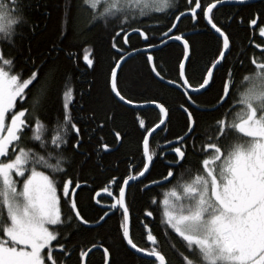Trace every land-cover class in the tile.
Instances as JSON below:
<instances>
[{
  "label": "snow or ice",
  "instance_id": "obj_1",
  "mask_svg": "<svg viewBox=\"0 0 264 264\" xmlns=\"http://www.w3.org/2000/svg\"><path fill=\"white\" fill-rule=\"evenodd\" d=\"M222 2L213 0L204 4L202 0H187L190 18L196 21L202 16L219 41L217 54L196 86L190 84L186 75L191 50L189 40L182 33H174V30L178 31L177 23L185 12L176 15L171 26L162 33V44L171 40L183 45V58L179 62L181 83L178 85L173 80L167 83L184 87L183 95L186 97L180 104L186 118L184 135L177 136L174 141L165 137L170 147L168 152L161 150L160 153L164 159H167L168 153L174 154L167 163L165 181L173 177L176 167L182 168L187 162L188 141H192L191 147L195 152L196 141L200 139L197 136L200 123L195 115L200 106L193 93L203 95L211 89L215 83V73L224 67L232 52V42L225 26L218 24L213 14V9ZM237 2L245 4L247 0ZM28 7L25 0H0V264H88V257L94 250L100 249L105 264H109L110 249L103 243H72L70 235L66 233L91 225L79 208L78 193L84 190L82 182L69 174L74 157L81 155L89 159L91 155L99 156L101 151L110 153L112 149L102 142L101 137L93 153L80 152L88 130L82 131L80 119L73 115V89L69 84L65 83L64 87L62 116L52 127L45 125L37 115L40 95L31 101L26 100L32 93L29 86L34 81L39 83L38 69L31 71L27 78L13 72L15 65L11 49L16 47L17 37L23 36V28L29 24L26 15ZM173 7L175 0H83L81 6L92 27L99 22L119 21L118 31H114L116 36L124 33L125 43L129 35L126 27L149 41V32L154 29L133 27L138 17L152 18L150 13L165 12ZM248 24L254 30L258 29L259 36L264 38V18L260 14L254 15ZM3 45L10 49L7 54L3 51ZM254 46L260 52L258 58L253 55L250 59L251 69L242 59L245 53L237 56L235 63L225 70L221 87L207 109L220 115L211 126L212 134L208 141L201 140V150L204 152L202 168L195 175L190 174L180 185L182 195L178 196L177 191L172 190L163 200L161 222L182 238L185 248L189 250L187 254L178 250L180 264H264V40ZM146 47L151 49L155 44L149 42ZM112 48L120 52L115 42ZM84 60L89 67L93 65V60L87 54ZM147 60L152 64L155 75L164 80L151 53H148ZM126 62V57L120 54L110 69L109 84L113 98L144 112L154 105L153 110H158V123L149 127L145 119L138 118V127L143 129L139 145L145 161L143 168L135 175L123 178L122 182L113 176L100 189L112 202L97 223L106 222L111 210H119L123 217L121 237L126 244L135 252L154 258L150 264H170L155 247L157 240L148 225H144L146 239L153 247H139L131 235L126 188L148 170L157 155L150 149L149 137L157 129L165 131L170 118L169 110L163 103L156 100L141 103L122 93L118 69ZM237 65L240 67L237 68ZM238 71L244 72L240 83L236 81ZM25 103L29 106L25 107ZM89 119L95 121V114ZM96 124L101 130L105 126L100 121H96ZM91 131L94 133L96 129ZM29 132V139L34 142L32 146L25 143ZM230 135L232 142L221 147ZM70 137L73 141L72 157L65 155ZM92 138L89 136V140ZM115 140L121 144L123 142L118 131L115 132ZM83 184L86 185L87 181ZM112 185L118 188V195L113 192ZM58 189L62 195H58ZM92 191L95 193L93 199L100 195V191ZM169 196L183 202L170 203ZM95 203L100 205L102 199H95ZM153 203H156L155 199ZM64 207L68 209L67 214L63 211ZM152 215L151 211L146 212V216Z\"/></svg>",
  "mask_w": 264,
  "mask_h": 264
},
{
  "label": "trees",
  "instance_id": "obj_2",
  "mask_svg": "<svg viewBox=\"0 0 264 264\" xmlns=\"http://www.w3.org/2000/svg\"><path fill=\"white\" fill-rule=\"evenodd\" d=\"M209 2L213 0H202L204 4ZM25 3L29 6L26 9L29 24L23 28V36L17 37L16 47L11 49V53L15 65L13 72L20 73L23 78H27L31 71L38 69L39 83L34 81L35 87L29 86L32 88V93L26 97V100L31 101L38 94L40 95L37 115L45 125L52 127L57 118L62 116L64 87L65 83L69 84L73 89L71 105L73 115L80 119L81 130H88L80 152L93 153L101 137H103L102 142L109 144L112 149L110 153L101 151L99 156L91 155L89 159L81 155L74 157V163L68 170L74 179L78 177L82 182L84 190L78 193L79 208L91 225L70 230L66 235H70L72 243H103L110 249V264H150L151 259L140 257L132 252L122 239L120 224L123 217L119 210H111L110 218H106V222L97 223L104 210L96 205L92 198L95 193L92 190L100 191L113 176L122 182L123 178L135 175L142 170L145 161L139 145L143 129L138 127V118L145 119L149 127L158 123V110H153L154 107H149L146 112L139 111L113 98L109 84L110 69L120 54L126 55L138 49H145L149 42L155 46L161 44L162 33L171 26L175 16L183 11L185 15L180 18L177 23L178 31L174 30V33H190L186 37L191 45L186 75L190 84L196 86L205 68L217 54L219 44L217 35L202 16L196 21L190 18L187 12V0H175V7L165 12H152L150 13L152 18L138 17V20L133 22V27L154 29V31L149 32L150 39L145 41L138 33L126 27V32L129 33L127 43H125L124 33L120 36L115 34L114 29L118 31L119 21L99 22L92 27L87 14L81 8L83 0H25ZM213 14L217 23L225 26L232 42V52L224 67L215 73V83L211 89L203 95L193 94V98L200 106V110L195 112L200 123V128L197 130V136L200 139L196 141L195 152L191 147L192 141H188L187 162L182 168L176 167L173 177H170L165 184L156 185L165 181L163 178L168 172L167 161H170L174 154L168 153L167 159H164L160 153L161 150L168 152L165 137L173 141L177 136L184 135L186 118L180 109V104L186 100L183 95L185 88L166 84L157 78L152 70V64L147 60L148 53H140L131 58L118 74L119 88L126 97L141 103L156 100L163 103L169 110L170 123H167L165 131L157 132L149 144L150 149L157 153L152 161V168L144 179L129 187L126 192V202L130 211L131 235L134 242L141 248L153 247L146 239L144 225H148L157 240L155 247L165 255L170 264H180L178 250L185 254L189 250L185 248L182 238L166 223L161 222L163 200L172 190L182 195L180 185L188 179L190 174L195 175L197 170L202 168L204 152L201 150V140L208 141V137L212 134L211 126L220 115L209 112L207 109L210 108L211 102L221 87L225 70L235 63V58L242 53L246 54L242 56L244 64L251 69L250 59L253 55L258 58L260 52V49L255 48L254 45L264 40L259 36V30H254L248 24V21L256 14L264 18V0H254L243 5H223L215 9ZM114 42L120 49L119 53L112 48ZM2 47L7 54L9 47L7 45ZM86 54L93 60L91 67L84 60ZM151 54L164 80L177 81L179 85L181 83L179 62L183 58V45L179 42H171ZM239 67L237 65V68ZM243 75V71L236 73L237 83H240ZM28 106L25 103V107ZM93 114H95V121L89 119ZM96 121L104 122L105 126L102 130L97 128ZM91 129L96 131L93 133ZM117 131L123 137L122 144L115 140ZM30 136L29 132L25 137V143L32 146L34 142L29 139ZM89 136L93 138L89 140ZM231 142L230 135L222 142L221 147ZM72 143L70 137L66 145L68 151L65 153L68 157L73 155ZM182 173L183 177H181ZM84 181H87L86 185L83 184ZM112 190L118 195V188L115 185H112ZM58 195H62L59 189ZM100 199H102V205L108 206L112 202L109 197ZM153 199L156 203H153ZM61 204L63 205V200ZM63 211L67 214V207H64ZM147 211H151L153 215L146 216ZM73 259L75 260V257ZM104 263L105 259L101 250H95L88 258V264Z\"/></svg>",
  "mask_w": 264,
  "mask_h": 264
},
{
  "label": "water",
  "instance_id": "obj_3",
  "mask_svg": "<svg viewBox=\"0 0 264 264\" xmlns=\"http://www.w3.org/2000/svg\"><path fill=\"white\" fill-rule=\"evenodd\" d=\"M251 2H254V0H249V1H247L245 4H248V3H251ZM223 5H243V4H240V3H238L237 1H223L221 4H219L218 6H217V8L218 7H221V6H223ZM216 8V9H217ZM215 9H213V11H214ZM210 27V26H209ZM212 30V29H211ZM213 32H214V30H212ZM215 33V32H214ZM216 34V33H215ZM217 35V34H216ZM169 42H175V41H171V40H168L167 41V43L166 44H168ZM165 44H163L162 46H160V47H154V48H151V49H148V48H146V49H143V50H139V51H135V52H132V53H130L129 55H127V56H125L126 57V59H127V61L129 60V59H131V58H133V57H135L137 54H139V53H151V52H154V51H156V50H158V49H160L161 47H163ZM190 55V54H189ZM125 65V63L122 65V67ZM186 66H187V63H186ZM122 68H120V69H118V74H119V72H120V70H121ZM157 78H159V77H157ZM164 83H166V84H168L167 83V81L166 80H162ZM189 91H190V89H189ZM185 92V91H184ZM193 94H195V93H193ZM196 95V94H195ZM121 103V102H120ZM122 104V103H121ZM125 106H127V107H129V108H133L132 106H128V105H125ZM149 107H154L155 108V106L154 105H150ZM134 109V108H133ZM136 110H138V109H136ZM160 130L159 129H157V131L151 136V137H149V141H151V139H152V137L157 133V132H159ZM174 141V140H173ZM166 147L167 148H169L170 146L169 145H166ZM152 162L150 163V165H149V168H148V170L145 172V174H144V176H142V177H138L136 180H134V181H132V182H130V184H129V186L126 188V191L129 189V187L131 186V185H133L134 183H136V182H138V181H141L142 179H144L148 174H149V172H150V170H151V168H152ZM167 181H164V182H161V183H158L157 185H162V184H165ZM102 197H108L107 196V194L106 193H104V192H100V195L99 196H96L95 197V199H100V198H102ZM94 199V200H95ZM97 205V204H96ZM99 208H101V209H103V210H106L107 209V206L106 205H102V204H100V205H97ZM126 243V242H125ZM127 245V244H126ZM127 247L132 251V252H134L135 254H137L138 256H140V257H143V258H148V257H146L143 253H137V252H135V250H133V249H131L128 245H127ZM101 251H102V249H100ZM95 251V250H94ZM93 251V252H94ZM89 258V257H88ZM148 259H154V258H148ZM108 261H109V264H110V256H109V258H108Z\"/></svg>",
  "mask_w": 264,
  "mask_h": 264
},
{
  "label": "bare ground",
  "instance_id": "obj_4",
  "mask_svg": "<svg viewBox=\"0 0 264 264\" xmlns=\"http://www.w3.org/2000/svg\"><path fill=\"white\" fill-rule=\"evenodd\" d=\"M189 34H190V33H189ZM189 34H184V36L187 37ZM169 43H171V42H169ZM169 43H168V44H169ZM179 43H180V42H179ZM162 45H163V44L161 43V44H159V45H156L155 47H160V46H162ZM166 45H167V44H165L164 46H166ZM164 46H163V47H164ZM163 47H161L160 49H162ZM145 49H146V48H145ZM160 49H158V50H160ZM139 50H143V49H138V50H135V51H139ZM135 51H132V52H135ZM156 51H157V50H156ZM132 52H130V53H132ZM130 53H128V54H126V55H124V56H127V55H129ZM139 54H140V53H139ZM145 54H146V53H145ZM137 55H138V54H137ZM129 60H130V59H129ZM129 60H128V61H129ZM128 61H127V62H128ZM127 62H126V63H127ZM126 63H125V64H126ZM167 162H168V161H167ZM157 184H158V183H157ZM157 184H156V185H157ZM126 192H127V191H126ZM94 201H95V200H94ZM104 264H105V263H104Z\"/></svg>",
  "mask_w": 264,
  "mask_h": 264
},
{
  "label": "rangeland",
  "instance_id": "obj_5",
  "mask_svg": "<svg viewBox=\"0 0 264 264\" xmlns=\"http://www.w3.org/2000/svg\"><path fill=\"white\" fill-rule=\"evenodd\" d=\"M177 194H178V192H177ZM178 196H179V194H178ZM168 198H169V200H170V203H176V204H179V203L183 202L182 200L179 201V202H177L176 198H174V197H170V196H169Z\"/></svg>",
  "mask_w": 264,
  "mask_h": 264
}]
</instances>
